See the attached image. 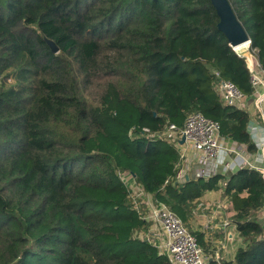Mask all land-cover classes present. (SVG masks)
<instances>
[{
	"label": "trees",
	"instance_id": "16d2710c",
	"mask_svg": "<svg viewBox=\"0 0 264 264\" xmlns=\"http://www.w3.org/2000/svg\"><path fill=\"white\" fill-rule=\"evenodd\" d=\"M229 2L264 68V0ZM219 21L210 0H0V264H171L139 238L133 184L184 223L220 194L243 240L223 264H264L260 171L179 181L162 135L201 112L257 152L250 112L216 91H254Z\"/></svg>",
	"mask_w": 264,
	"mask_h": 264
},
{
	"label": "built area",
	"instance_id": "2783aa9c",
	"mask_svg": "<svg viewBox=\"0 0 264 264\" xmlns=\"http://www.w3.org/2000/svg\"><path fill=\"white\" fill-rule=\"evenodd\" d=\"M248 45L250 46L251 43H248ZM233 49L247 61L254 91L251 95H247L234 82L227 80H221L216 85V91L221 101L227 106L245 109L247 103L252 100L260 116L264 118V90L261 89V86L264 87V68L257 59L256 62L254 61V56L257 58V51L252 49V53L247 55L239 53L236 48ZM249 60L252 62L248 63ZM162 135L168 137L177 136L178 139H173L178 142L184 138L183 146L191 147L196 151L205 167L210 164L213 165V169L216 170L214 173L212 172L213 174H217L219 171L221 174L237 172L238 170H233L236 168L240 169L248 164L250 167L260 171L264 179V166H261L260 163L259 165L251 164L242 156L241 147L235 144L229 145L228 141L221 135L219 122L206 117L201 112L189 114L182 128L171 124ZM253 136L256 137L257 134H253ZM232 155H235V161L232 160ZM236 161L240 162L238 166L235 164ZM203 169L197 173V176H207ZM177 175L178 180L182 181V173L179 171ZM140 196L143 200L146 198L144 204L148 207L145 220L155 227V229L152 228L151 230L154 235L142 234V239L147 237L155 245H158V243L154 242L153 238L163 239L162 245L158 247L168 257L171 264H212L214 260H218L217 255L210 256L206 254L199 245L197 237L168 205L160 202L154 203L150 197H144V194L141 193ZM155 231H158L159 234L156 235ZM139 238H141V235ZM217 264L222 263L218 261Z\"/></svg>",
	"mask_w": 264,
	"mask_h": 264
},
{
	"label": "crops",
	"instance_id": "0c3cea01",
	"mask_svg": "<svg viewBox=\"0 0 264 264\" xmlns=\"http://www.w3.org/2000/svg\"><path fill=\"white\" fill-rule=\"evenodd\" d=\"M261 89L264 90V87L261 86ZM249 103L253 104V101L252 102L249 101L248 104ZM252 109L254 110V108L252 107L247 108V110L250 112V115H251V121L249 124V132L251 133L255 144L257 143V146H258L257 152L253 154H249L246 150V147L240 146L236 142L228 141V144L229 145L235 144L241 147L242 153H243L242 156H244L251 164L259 165L260 163L261 166H264V118L260 116L259 112L257 113L255 110L253 112ZM253 134H257V136L254 137ZM256 139L257 141H255ZM179 144H180L179 145L180 147H184L183 146L184 143L183 144L179 143ZM192 156L197 157L196 153L192 151V148L190 152L185 155H182V152H181V158L182 159L184 158V160ZM235 159H236L235 155H232V160L235 161ZM235 164L236 166H238L240 162L236 161ZM204 170H205L206 175L216 171L213 169V165L211 164L205 167L203 171ZM237 170L239 169L236 168L233 171H237ZM190 178H193V176L187 173L185 179L189 180ZM212 193L213 192H208L201 199H198L196 201L198 202L196 204L197 205L196 207L200 208L204 204H206L205 202L213 197ZM153 198L154 197L150 195V199L152 200V202L154 200ZM217 199H219L218 196H217ZM216 209H220V210L216 211ZM195 211H197V208L196 209L193 208L192 212L189 214L190 215L189 219L185 223L194 232H196L198 242L200 246L203 248V250L206 252V254L210 256L217 255L218 260H214V261H217V262L220 261L222 264H223V260L225 261L232 260L235 255L236 248L240 245V244H236V241H235L236 240L235 235L237 237L239 236V234L235 231V227L234 225H232L231 220L226 216V214L220 208V204L216 206L214 213L212 212L210 213L209 210L205 211L206 215H204L201 219L197 215V213H195ZM262 211L264 212V209ZM196 217H199V219H197L198 223L196 222ZM258 217L262 219L264 218V216L261 217L259 215ZM202 223H203V226H202ZM151 227L155 229L153 224H151ZM231 228H233L234 234L231 233L233 231ZM155 234L156 235L159 234L158 231H155ZM154 242H157L159 246V245H162L163 239L154 238Z\"/></svg>",
	"mask_w": 264,
	"mask_h": 264
},
{
	"label": "rangeland",
	"instance_id": "374dc122",
	"mask_svg": "<svg viewBox=\"0 0 264 264\" xmlns=\"http://www.w3.org/2000/svg\"><path fill=\"white\" fill-rule=\"evenodd\" d=\"M237 49H238V51H239V53H242V54H247V55H250L251 53H252V49L250 48V46L249 45H247V44H244V45H241V46H239V47H237ZM254 55V54H253ZM256 57L254 56V61L256 62ZM252 61L251 60H249L248 61V63H251ZM250 102H252V100H250ZM254 104V103H253ZM253 104H251V103H247V106H246V109L247 108H254V110L258 113V110L256 109V107H253V106H255V105H253ZM253 110V109H252ZM254 110H253V112H254ZM167 138H169L171 141H173V142H175L174 141V139H178V137L177 136H171V137H168V136H166ZM174 138V139H173ZM177 142V141H176ZM175 142V144H176V146H177V148L179 149V151L180 152H182V155H185V154H187V153H189L190 152V150H191V147H188V146H184V147H180L179 145L180 144H178V143H176ZM179 143H181V141H179ZM192 151L193 152H195L196 153V155H197V157H195V156H192V157H189V158H187V159H185L184 160V158L182 159V166H181V170H180V172L182 173V176H183V180L186 178V174L188 173V174H190L191 176H193V178H196V177H199V176H197V173H199L200 172V170H202L204 167H205V165L202 163V161H201V158H200V155L196 152V151H194L193 149H192ZM196 167V168H195ZM214 173V172H213ZM207 178H209L210 176H209V174L206 176ZM203 178V177H202ZM182 180V181H183ZM128 181V179H126V182ZM129 182H130V180H129ZM132 184V183H131ZM132 186V190L134 191V194H133V198H134V200H136L135 202L136 203H139V206H141L140 204H142V205H144V203H145V201L143 200V198H139V196H140V193H141V190L137 187V186H135V184H133V185H131ZM213 194V197L211 198V199H209V200H207L205 203L206 204H204L202 207H196L197 208V211H195V213H197V215L200 217V219L204 216V215H206L205 214V211H207V210H209L210 211V213L212 212V213H214V211H215V208H216V206L217 205H219L220 204V208L222 209V211L226 214V216L229 218V216H230V213H229V203L228 202H226V200H225V198H222L221 197V195L219 194H216V193H212ZM217 196H218V198L219 199H217ZM211 200V201H210ZM144 207V206H143ZM146 208V209H145ZM145 208H142V215H143V217L145 218L146 216H147V213H148V207L146 206ZM220 209H216V211H219ZM259 216H261V217H263L264 216V212L262 211L260 214H258ZM199 217H196V222L198 223V221H197V219H199ZM227 218V219H228ZM230 219V218H229ZM202 226H203V223H202ZM187 227L189 228V230L197 237V234H196V232H194L188 225H187ZM198 227V226H197ZM232 230H233V228H231ZM152 227H151V223H149V225H148V230L147 231H145V232H141V233H138L139 234V236L141 235V238L140 239H142V237H143V235L142 234H147L148 236H149V234H153L152 233ZM231 233H233L234 234V230L231 232ZM137 234V235H138ZM154 235V234H153ZM223 237V236H222ZM226 237V236H225ZM235 238H236V244H242V242H243V240L241 239V237H240V235L239 236H237L236 237V235H235ZM145 239H147V237H145ZM149 239H151L150 237H149ZM153 240H154V238H153ZM155 244V243H154ZM200 245V244H199ZM158 246V245H157ZM160 249V248H159ZM161 251V250H160Z\"/></svg>",
	"mask_w": 264,
	"mask_h": 264
},
{
	"label": "water",
	"instance_id": "95a60500",
	"mask_svg": "<svg viewBox=\"0 0 264 264\" xmlns=\"http://www.w3.org/2000/svg\"><path fill=\"white\" fill-rule=\"evenodd\" d=\"M220 19L219 30L226 36L232 48L251 43L250 35L237 18L229 0H210ZM53 53L59 52V47L52 40L46 39ZM185 142L183 138L181 144Z\"/></svg>",
	"mask_w": 264,
	"mask_h": 264
},
{
	"label": "bare ground",
	"instance_id": "6f19581e",
	"mask_svg": "<svg viewBox=\"0 0 264 264\" xmlns=\"http://www.w3.org/2000/svg\"><path fill=\"white\" fill-rule=\"evenodd\" d=\"M247 45H248V43H247ZM236 50H238V49L236 48Z\"/></svg>",
	"mask_w": 264,
	"mask_h": 264
}]
</instances>
